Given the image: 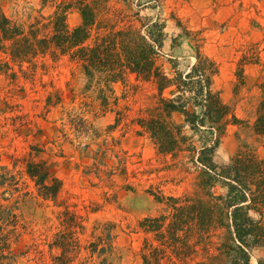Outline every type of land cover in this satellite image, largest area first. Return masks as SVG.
I'll use <instances>...</instances> for the list:
<instances>
[{
    "label": "rangeland",
    "instance_id": "rangeland-1",
    "mask_svg": "<svg viewBox=\"0 0 264 264\" xmlns=\"http://www.w3.org/2000/svg\"><path fill=\"white\" fill-rule=\"evenodd\" d=\"M107 7L104 18L112 23L120 16L119 25L132 22L145 33L152 22L164 26L158 63L166 73L173 74L174 66L188 70L197 49L217 62L214 88L241 121L221 139L217 164L227 163L243 147L264 155V136L254 129L264 85V0H109ZM0 8L27 26L50 16L56 6L43 0H0ZM80 22L79 11L69 10L70 28ZM37 59L35 71L28 63L23 69L14 62L7 67V55L0 51V260L51 264L60 249L49 243L69 212L82 245L74 264L85 259L83 247L110 223L115 224L110 264H143L145 234L139 222L159 208L152 192L160 186L166 194H181L191 177L181 180L186 174L178 170L151 173L152 167L164 165L152 141L128 125L130 119L115 125L116 110L127 106L131 117L138 115L154 100L156 89L130 74L125 83L113 85L119 99L112 111L102 106L96 90L86 89L83 68L69 56ZM173 117L183 121L182 113ZM29 163L47 170L46 183L58 186L55 196H46L48 190L30 176ZM251 214L264 221V208ZM101 260L95 256L92 262ZM251 264H257L256 251Z\"/></svg>",
    "mask_w": 264,
    "mask_h": 264
},
{
    "label": "trees",
    "instance_id": "trees-1",
    "mask_svg": "<svg viewBox=\"0 0 264 264\" xmlns=\"http://www.w3.org/2000/svg\"><path fill=\"white\" fill-rule=\"evenodd\" d=\"M108 1L43 0L44 4L53 2L56 9L27 26L0 8V51L7 55L4 64L9 67L14 62L23 69L28 63L35 71L39 56L49 54L54 61L69 56L83 68L86 89L96 90L102 106L112 111L119 99L115 83H125L130 74L152 83L154 100L136 116L131 117L127 106L116 110L115 125L130 119L128 125L152 141L155 157L164 165L152 167L151 173L178 170L186 174L181 180L191 177L189 188L181 194H166L160 186L152 192L159 208L139 222L145 234L140 251L143 264H251L255 251L257 264H264V221L251 214L264 208V155L243 147L225 164L214 159L228 127L241 122L214 88L217 62L197 49L188 70L174 66L173 74L166 73L158 63L164 26L152 22L145 33L132 22L119 25L120 16L112 23V18H104ZM71 9L81 15L74 28L67 23ZM176 112L182 113V122L174 119ZM254 129L264 136V85ZM42 168L29 163L28 173L48 190L46 196H55L58 186L46 183L49 173ZM63 215V229L49 243L51 249H60L51 264H74L82 248L75 237L74 216ZM114 225H105L101 234L88 241L83 247L88 255L79 264H93L95 256L102 258L100 264L112 263Z\"/></svg>",
    "mask_w": 264,
    "mask_h": 264
}]
</instances>
